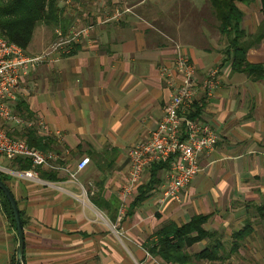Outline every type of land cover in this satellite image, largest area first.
<instances>
[{
  "label": "crops",
  "instance_id": "1",
  "mask_svg": "<svg viewBox=\"0 0 264 264\" xmlns=\"http://www.w3.org/2000/svg\"><path fill=\"white\" fill-rule=\"evenodd\" d=\"M235 4L242 11V40L257 30L261 34L245 51V59L263 70L260 76L230 68L226 38L206 0H56L57 23L34 26L23 49L28 54L45 48L55 25L67 33L89 24L70 50L50 53L23 74L13 101V107L24 104L25 117L42 118L45 128L32 129L49 142L45 149L57 154L59 164L73 170L80 156L89 160L75 171V180L45 164L34 169L47 182L5 174L22 220L24 264H154L145 248L153 230L195 213L209 214L204 223L218 217L212 222L216 231L223 221L235 224L234 237L252 230L256 217L264 228L258 209L264 203V22L258 0ZM249 15L251 27L245 30ZM175 43L190 59L196 80L208 68L218 69L212 94L198 91L191 105L199 119L212 124L215 143L199 154L200 169L180 188L178 200L158 204L152 188L132 204L148 177L147 166L118 213L127 150L161 116L170 90L158 66L169 62ZM0 162L20 168L14 159ZM15 240L0 200V264H9Z\"/></svg>",
  "mask_w": 264,
  "mask_h": 264
},
{
  "label": "built area",
  "instance_id": "2",
  "mask_svg": "<svg viewBox=\"0 0 264 264\" xmlns=\"http://www.w3.org/2000/svg\"><path fill=\"white\" fill-rule=\"evenodd\" d=\"M88 28L89 24H85L77 28L71 27L67 33H62L59 26L55 25L53 38L42 51L35 54L25 53L18 44L0 35V157L24 158L30 163L26 168H10L0 162V172L40 180L34 167L45 164L51 169H64L75 180V171L88 162L89 157L82 155L76 160L73 170L67 169L59 164L58 156L53 150L29 145L24 136L10 134L11 129L6 126L12 124L22 130L32 129L34 126L38 129L45 128L42 118L25 117L13 107L21 78L50 53L70 50L72 42L81 33H86ZM174 46L176 50L169 62L158 66L159 76L170 90L161 116L147 135L127 150V175L119 188L118 213H122L126 196L131 193L144 169L153 161L167 160L155 195L156 202L162 204L168 198L178 200L180 188L200 169L199 154L210 150L215 143L216 133L212 124L197 116H189V112L198 91L204 97L212 94L219 83L218 69L210 67L196 80L190 59L181 52L178 44L175 43ZM151 259L154 264H171L156 257L151 256Z\"/></svg>",
  "mask_w": 264,
  "mask_h": 264
},
{
  "label": "trees",
  "instance_id": "3",
  "mask_svg": "<svg viewBox=\"0 0 264 264\" xmlns=\"http://www.w3.org/2000/svg\"><path fill=\"white\" fill-rule=\"evenodd\" d=\"M217 20V29L226 38V50H230V68L232 70H243L247 73L263 74L259 64L250 63L245 59V51L260 37V32L253 34L242 40L245 35L244 29L240 26L242 17L241 9L235 4L237 1L249 3L253 0H206ZM259 9L264 22V0H258ZM56 0H0V35L9 41L15 42L22 49H25L30 41L34 26L38 22L47 25L57 23ZM197 107V106H196ZM15 111L23 115L27 110L21 101L14 104ZM28 112V111H26ZM189 116H196V111H190ZM11 134V133H10ZM13 135V134H12ZM24 136L29 145L45 149L48 141L42 135L37 134L33 129L25 128L17 133ZM14 161L20 168L29 167L30 163L24 158H15ZM167 166V160L151 162L148 167V177L146 181L138 185L137 192L132 204L139 202L150 194L151 188L158 182V171ZM53 171V170H52ZM54 177L52 174L47 175ZM0 179L5 182L6 175L0 172ZM0 200L7 210L11 223L14 225L10 206L0 190ZM261 216H264V203L258 207ZM209 214L195 213L186 221L176 223L168 220L153 230L154 240L149 239L145 244L147 252L164 262L171 264H184L195 259H218L216 253L220 241L209 243L198 251L188 252L186 248L192 243L210 236L213 232L204 226ZM21 220V218H20ZM22 223V220H21ZM9 264H15L14 251L11 254ZM225 264H235L226 262Z\"/></svg>",
  "mask_w": 264,
  "mask_h": 264
},
{
  "label": "rangeland",
  "instance_id": "4",
  "mask_svg": "<svg viewBox=\"0 0 264 264\" xmlns=\"http://www.w3.org/2000/svg\"><path fill=\"white\" fill-rule=\"evenodd\" d=\"M255 6L256 4L252 2V4L250 5V12L252 14V18H254V20L256 21L258 10ZM245 18V21L247 22L245 23L244 28L245 30H249L251 27L249 20L250 15L249 17L246 16ZM9 126L11 128L13 126V129L10 130V133L15 136H19L17 135V133L22 129L14 127V125L12 124ZM146 171L147 170H145V177L147 175ZM156 184H154V186L152 187L153 189L151 188V193L153 195H156L157 193L155 188ZM229 217L231 219L232 217H234V215H230ZM215 220H218V217H216L212 221L208 220L206 223H204V226L208 228L209 231L211 230L213 233L210 236L192 243L186 248V250L190 253L198 251L206 245L209 246V243L215 241L219 237V240L221 242L216 249V253L218 254V256H220V258L212 260L204 258H192L190 262L184 264H225L226 262H232L235 264H264V228H261L262 225H259L263 221V219L260 220L258 217H256L255 219L250 220L251 224L255 227L252 230H249V232L244 233L241 237L233 236L234 228L236 225L232 223L226 225L227 221H223V224H221V226L216 231L212 225V222H214ZM154 238L155 236L153 235L152 240H154ZM231 241H233V243L236 245L234 248L231 247L232 245H230Z\"/></svg>",
  "mask_w": 264,
  "mask_h": 264
},
{
  "label": "water",
  "instance_id": "5",
  "mask_svg": "<svg viewBox=\"0 0 264 264\" xmlns=\"http://www.w3.org/2000/svg\"><path fill=\"white\" fill-rule=\"evenodd\" d=\"M0 190L2 191L3 195L5 196L13 217L14 227L16 231V240H15V264H24L23 260V230H22V223L20 220L18 208L16 205V201L9 190L8 186L5 184L3 180L0 179Z\"/></svg>",
  "mask_w": 264,
  "mask_h": 264
}]
</instances>
